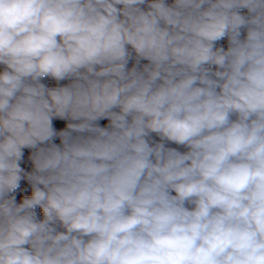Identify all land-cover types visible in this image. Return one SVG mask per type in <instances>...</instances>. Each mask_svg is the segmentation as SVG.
Returning a JSON list of instances; mask_svg holds the SVG:
<instances>
[{
    "label": "clouds",
    "instance_id": "clouds-1",
    "mask_svg": "<svg viewBox=\"0 0 264 264\" xmlns=\"http://www.w3.org/2000/svg\"><path fill=\"white\" fill-rule=\"evenodd\" d=\"M0 264H264V0H0Z\"/></svg>",
    "mask_w": 264,
    "mask_h": 264
},
{
    "label": "trees",
    "instance_id": "trees-1",
    "mask_svg": "<svg viewBox=\"0 0 264 264\" xmlns=\"http://www.w3.org/2000/svg\"><path fill=\"white\" fill-rule=\"evenodd\" d=\"M58 127H62L63 126V124H60V123H58V125H57Z\"/></svg>",
    "mask_w": 264,
    "mask_h": 264
}]
</instances>
